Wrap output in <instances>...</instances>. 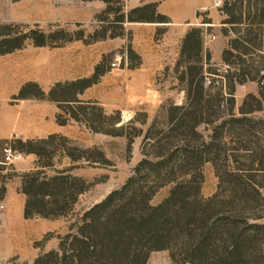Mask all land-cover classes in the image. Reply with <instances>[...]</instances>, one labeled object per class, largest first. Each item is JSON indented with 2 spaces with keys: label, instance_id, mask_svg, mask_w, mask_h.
<instances>
[{
  "label": "trees",
  "instance_id": "1",
  "mask_svg": "<svg viewBox=\"0 0 264 264\" xmlns=\"http://www.w3.org/2000/svg\"><path fill=\"white\" fill-rule=\"evenodd\" d=\"M101 1L105 8L95 16L100 24L90 32L79 25L73 31L31 29L1 39L0 53L20 47L25 39L36 46L72 40L90 44L124 35L125 22H169L157 12L156 2L125 10L120 0H115L117 8L111 7L114 0ZM219 10L224 16L221 33L229 36L221 52L230 66L225 96L215 90L219 87L204 85L202 60L209 59L202 48L204 30L190 27L173 66L183 101L165 105L163 123L153 119L143 136L142 159L125 182L56 233V248L38 254L33 264H146L150 253L160 250L175 264H264V116H258L264 113V91L246 94L236 109L233 95L235 85L264 79V0H223ZM117 53L128 68L141 63L128 45L104 54L89 77L56 82L47 93L29 82L14 98L55 101L58 124L72 120L92 133L126 136L130 149L134 135L123 131L126 124L118 110L106 113L96 101L77 98L110 70ZM135 122L136 115L127 126ZM6 144L14 153L36 156L34 168L20 174L25 219L67 218L79 196L97 182L71 171L109 163L101 148L59 134L0 143ZM62 157L69 165L61 166ZM204 164L211 165L217 180L208 196L201 193ZM164 187L167 195L153 204ZM4 191L1 185L0 198Z\"/></svg>",
  "mask_w": 264,
  "mask_h": 264
},
{
  "label": "crops",
  "instance_id": "2",
  "mask_svg": "<svg viewBox=\"0 0 264 264\" xmlns=\"http://www.w3.org/2000/svg\"><path fill=\"white\" fill-rule=\"evenodd\" d=\"M148 2H156L157 12L166 16L169 22H125L122 24L124 35L107 37L90 44H86L82 40H72L61 46H36L30 40L25 39L20 47L0 53V143L15 139L32 141L46 138L51 134H59L78 142L85 143L87 139L92 142L96 134L90 132L84 125L72 120L63 125L56 122V114L60 112V109L55 101L34 97H14L20 88L29 82L37 84L42 91L47 93L56 82L89 77L94 71V66L104 54L125 48L128 43L141 57L137 47L141 44L151 47L154 42H158L157 27L167 26L173 21L171 14L164 11L158 0H135L126 7L129 10ZM177 2L183 5L182 0ZM192 7L188 11L191 16H194L195 8ZM104 8L105 3L101 0H0V40L24 34L31 29L48 33L56 29L79 25L91 31L99 26L100 22L95 19V16ZM218 17L221 18V16ZM209 25L211 27L219 26L214 22ZM151 26H155V28ZM188 29L184 28L181 32L179 44ZM168 30L169 28L164 27L161 36L165 37ZM177 52L178 47L176 56ZM174 59L172 58L169 62L171 65ZM143 62L141 57L140 66L143 65ZM167 63H163V68ZM137 70L139 68L130 69L123 63L120 70L117 72H114L113 69L107 71L100 76L98 82L78 93L77 98L81 101H96L106 113L117 110L116 108H106L103 95L105 96L110 89L117 90L122 86L130 87L129 84L137 81L142 74ZM170 91L180 93V101L177 102L180 104L183 101V91L177 87H172ZM85 145L87 144L85 143ZM3 147L4 145H0V186L3 185L5 191L0 198V204L8 205L11 198L17 197L20 200L19 212L23 217L24 195L20 192V174L34 168L36 156L32 153L19 154L13 158L11 163L6 164ZM62 159L64 162L67 161L65 166L69 165V160L66 157H62ZM85 169H76L74 174L86 177L83 174ZM18 219L20 220L17 215H8L4 219V228L11 222L19 223L21 220ZM1 221L0 218V224ZM11 227L12 225L9 224L8 229L10 230ZM3 230H0V261L6 253H11L9 250L12 249L11 243H8L9 248L5 245L7 236ZM8 239L11 240V235H8Z\"/></svg>",
  "mask_w": 264,
  "mask_h": 264
},
{
  "label": "rangeland",
  "instance_id": "3",
  "mask_svg": "<svg viewBox=\"0 0 264 264\" xmlns=\"http://www.w3.org/2000/svg\"><path fill=\"white\" fill-rule=\"evenodd\" d=\"M134 1L135 0H120L119 3L122 4L125 10H128L126 6L131 5ZM177 1L179 0H158L163 6L164 11L171 14L173 21L167 26L157 27L156 34L157 39H159L158 42H154L151 47L144 46V44L137 47L144 60L143 65L136 67L139 68L137 72L142 73L139 79L129 84L130 87L122 86V88H118L117 90L110 89L105 96L103 95L106 108H116L120 112L121 122L126 124L123 131L126 134L134 135L130 149H128L127 146L128 139L126 136L113 137L101 133H94L96 136L92 142L88 139L86 140L85 143L87 145H85L84 142H78L82 146L95 145L101 148L109 163L105 166L76 168H86L85 171H83L86 177L83 178L89 181L97 180V182L79 196L73 212L67 218L57 220H45L40 218L25 219L19 212L20 200L17 197L11 198L8 205L1 203L0 218L2 221L0 230H3L4 219L8 217V215H17L21 221L18 219L20 221L19 223H9L12 225L10 230L8 229L9 224H6L3 230V233L7 236L5 245L9 248L8 243H11L10 246H12V249L9 250L11 253H6L4 255L0 264H33V260L38 254L57 246L58 240L55 237L56 233H63L67 226L75 221L76 217L80 215L85 208L103 198L109 191L120 187L132 174L134 167L142 159L141 146L143 143V136L148 126L153 119L159 123H163L165 105L171 101L178 104L177 102L180 101V93L177 94L175 91H170V89H172V87L180 89V85L175 78L176 74L173 66L179 55L181 44H179V36L184 28L199 27L204 30L202 48L209 55L207 61L203 59L202 55L204 75H219L221 74L223 66H227L226 73L230 70V66L226 64L221 57V52L227 46V41L229 39V36L221 33V20L224 18L219 10L221 6L218 7L214 5L216 0H182L183 5H180ZM222 1L223 0H221V2ZM118 6V2L114 0L111 7L117 8ZM192 6L195 8L194 16H191L188 11ZM192 12L193 10L191 13ZM105 16L106 15H103L102 17ZM190 16L191 20L189 19ZM218 16H221V18ZM207 20H209L210 23H203ZM213 22L214 24H219V26L211 27L209 24ZM151 27L155 28V26ZM164 27L169 28L165 37L161 36ZM75 29L76 26L65 27L67 31H73ZM84 30L85 33L90 32L87 28H84ZM210 35H213L215 38L210 39ZM127 38L129 39L128 33ZM128 45L130 46L129 43ZM177 47L178 52L176 56ZM122 49H126V47ZM172 58L175 59L171 65L169 62H171ZM252 59H254L253 65H256L257 58L253 57ZM114 61H116V64L110 68V70L113 69L114 72L120 70L123 67V63L127 65L126 59H124L123 63L121 62L122 60L118 53L114 54L111 63ZM164 62H168L166 65L168 70L164 69L165 67L163 68ZM225 74L223 84L219 86V89H215L223 95L226 94L227 91ZM259 90L264 91V79L247 81L244 84L235 85L233 94L235 109L239 106L246 94L252 93L257 95ZM134 115H136L137 122L127 126V122L133 118ZM260 115L264 116V113L258 116ZM138 120L143 123L138 122ZM139 130H141L142 133L140 135H135ZM56 142L58 143V141ZM17 156V154L14 155V157ZM57 159L58 157L55 156L54 160L56 161ZM59 160L60 163H62L64 159L59 158ZM66 162L67 161H63L62 166H65L64 164ZM74 170L71 171L72 174H74ZM202 172L204 175V182L201 187V193L203 196H208L213 193L217 180L210 164H204ZM167 193L168 187L160 189L154 195L151 202L153 204L158 203ZM8 235H11V240L8 239ZM146 264L175 263L170 260L166 250H160L150 253Z\"/></svg>",
  "mask_w": 264,
  "mask_h": 264
},
{
  "label": "built area",
  "instance_id": "4",
  "mask_svg": "<svg viewBox=\"0 0 264 264\" xmlns=\"http://www.w3.org/2000/svg\"><path fill=\"white\" fill-rule=\"evenodd\" d=\"M221 3H222L221 0H216L214 5L220 7L222 5ZM209 38L214 39L215 37L213 35H210ZM115 64H116V61L112 62L110 65L111 67H113ZM226 70H227V66H223L221 74L219 75L205 74L204 75V85L205 86L211 85L212 87H219L220 85H222L224 82V74L226 73ZM15 154L19 155V153L12 152L9 145L7 144L4 145L3 155H4V162L6 164L11 163Z\"/></svg>",
  "mask_w": 264,
  "mask_h": 264
}]
</instances>
